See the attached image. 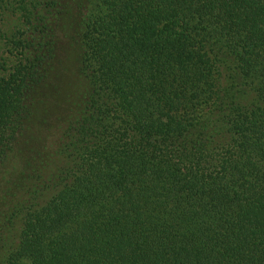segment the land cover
<instances>
[{
    "label": "trees",
    "instance_id": "16d2710c",
    "mask_svg": "<svg viewBox=\"0 0 264 264\" xmlns=\"http://www.w3.org/2000/svg\"><path fill=\"white\" fill-rule=\"evenodd\" d=\"M1 47L0 174L49 150L0 264H264V0H0Z\"/></svg>",
    "mask_w": 264,
    "mask_h": 264
},
{
    "label": "rangeland",
    "instance_id": "374dc122",
    "mask_svg": "<svg viewBox=\"0 0 264 264\" xmlns=\"http://www.w3.org/2000/svg\"><path fill=\"white\" fill-rule=\"evenodd\" d=\"M8 25H11L9 27L13 28L16 25V18L14 16H11L7 19ZM60 55L62 56L58 62L55 63L57 65L56 69H60V66H63V62L66 60L67 52L65 50L60 51ZM9 56L7 53V50L5 47L0 48V71H2V64L3 60ZM61 61V62H60ZM7 65V64H5ZM43 91H45L43 89ZM50 90H48L49 92ZM54 98V97H53ZM35 107V117H34V125L32 126L34 135H37V139L42 136L44 133V129L42 128V115H43V108L45 106V102L43 103L42 95L39 96V99L37 101ZM43 103V104H42ZM52 104L54 106H51L48 108V112H46V119L48 120L47 123L44 124V128H46L49 125H51L50 132H52L53 141H55L59 137V125H61L62 121L65 119L67 112L64 110L63 105H56V100H53ZM29 139L25 135L21 137L20 142H18L15 146L14 153L9 158V162L5 164L3 170H5L4 174H0V217L2 215L3 209L7 208L16 197L17 194H22L24 188L27 187L29 182V175L30 173V167L32 163H35L36 161L39 163L41 160V156L45 157V154H43V151L46 152L45 146L41 145L40 152L42 155H36L34 159L32 157L34 156L31 154L30 156L25 154L28 151L29 147ZM30 142L32 143L33 140L30 139ZM29 158L30 160V166L27 165L26 159ZM14 168L19 169V172H16ZM15 172V173H13Z\"/></svg>",
    "mask_w": 264,
    "mask_h": 264
}]
</instances>
